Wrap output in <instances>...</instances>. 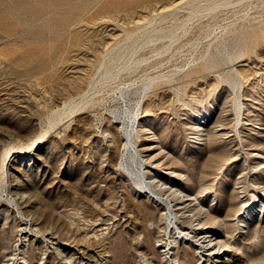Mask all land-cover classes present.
<instances>
[{"label":"rangeland","instance_id":"374dc122","mask_svg":"<svg viewBox=\"0 0 264 264\" xmlns=\"http://www.w3.org/2000/svg\"><path fill=\"white\" fill-rule=\"evenodd\" d=\"M127 86L152 93L144 155L174 225L202 241L205 221L228 264H264V0H0V264H165L168 208L120 167L110 111Z\"/></svg>","mask_w":264,"mask_h":264},{"label":"bare ground","instance_id":"6f19581e","mask_svg":"<svg viewBox=\"0 0 264 264\" xmlns=\"http://www.w3.org/2000/svg\"><path fill=\"white\" fill-rule=\"evenodd\" d=\"M214 7H215V5H214ZM195 15L197 16V14H195ZM195 15H193V16H195ZM187 19H185L184 21H189ZM178 22H179V20H178ZM187 23H184V25H181L180 27H179V25H178L179 23H178L177 25L179 28H177L176 30L184 28V26ZM184 29H186V28H184ZM188 29H190V28H188ZM176 30H174V32ZM167 31L171 32L172 30H167ZM179 31L178 32L176 31V32L179 33ZM185 31H183V33ZM168 32H167V36H168ZM176 32H175V34L177 36ZM175 34L173 37H175ZM170 37L173 39L172 35ZM162 39L160 38V40H162ZM135 66L138 67L139 64H136ZM241 66L246 67L244 64ZM106 71H108V70H106ZM106 73L108 74V72H106ZM241 74H242L241 71L236 70L237 77L241 78ZM148 82H149V80H148ZM130 85H132V84H130ZM148 86H150V85H148ZM137 87L138 86H136V88L134 86L133 87L127 86L124 88H120L119 96L117 97V101H118L117 103L119 105L116 106L114 109H112L110 112H111L113 119H115V123L119 127V131H120L123 139L126 141L125 149H124V152L122 154V158H121V162H120V167H121L122 171L128 175V177L130 178L132 183L135 185V187H137L143 193H146V195H149V197L152 198L159 206L163 205V206H167V208H168L167 212L165 211L166 213L164 214V220H165L164 223H166V228L164 230L165 231V234H164L165 237L162 239V241H163L162 243L165 246L163 249L164 250V254H163L164 263L165 264H188L189 262H191L190 255H191L192 247H194V243L196 242L197 243L196 244V246H197V252L196 253L197 254L199 253L198 254L199 258L197 259L196 264H208L210 259H212V263H210V264H228V261L230 259L229 258L230 250H229V248H227L228 245L223 243L222 240H220L218 237L214 238L215 235L213 236V232H214L213 228H211L210 226H207V223L205 221L198 223V228L195 227V229L200 230L203 237H202V239H200L202 241L195 239L193 236V234L195 232L194 228H193V230H191V229H188V227L183 228L181 224H180L181 226L178 225L180 220H179V222H177V217L179 215V214H177V211L179 210L178 205L180 203L175 205L174 203L176 200L167 199L165 197V195L167 193H169L170 190H167L166 187L163 188L164 184L159 185V182H156L151 177V173L148 170L150 165H149L148 160L145 159L146 156L144 155V153H147V152L149 153L150 151L154 150L157 147V145H159L158 143L160 141L158 140V138L156 137L155 134L149 133V130H151V129L148 128L146 121H144V119L148 116V113L153 111L151 108L154 107L153 104H147V101L149 100V96H150L151 92L149 94L147 93V95H144L143 90H139ZM93 89H95V87ZM149 89H150V87H149ZM143 99H145V100H143ZM241 104L244 105L243 103H241ZM81 109H83V108H81ZM64 111H67V110H64ZM65 113H67V112H65ZM59 119H61V118H59ZM193 119L195 121V123L193 125V129H194L193 134L195 135V144L201 145V144L207 142V139L211 135L213 136V134L211 132V129L213 127L212 126L213 125V115L211 112L197 113L195 118H193ZM243 120L244 119H242V121ZM243 124L248 125V124H246V122H244ZM217 131L219 132V131H221V129H218ZM214 137L216 138V136H214ZM138 139H143L142 140L143 144L135 147L134 140H138ZM260 155H262V154H260ZM261 158L264 159V157H262V156H261ZM177 193L179 194L178 200H180L181 204L185 205L188 203L190 205V203L195 202V199L192 197V195L183 194L182 192L171 191V194L173 195L174 198L176 197ZM20 194H22V193H20ZM20 198H23L22 195ZM150 198H149V200H150ZM187 217H189V216H187ZM175 221L178 223L177 225H174L176 223ZM194 226L195 225H193V227ZM167 230H169L168 234H167ZM3 234H5V233H3ZM177 234L182 236L180 238L181 242L183 241V243H181L182 245H179V242H175L174 235L176 236ZM167 235L169 236V238L172 241L174 240L173 242L170 240L171 241L170 244L168 243L169 241L168 242L166 241V240H168ZM34 236H35V234H34ZM4 239L6 240L7 237H4ZM189 239H192L193 241L190 242ZM23 242H24L23 245L25 247L28 245L32 246L34 244L33 242H30L29 236H27V235L24 236ZM182 246L186 247L187 249H186V251H184L183 256H180L179 248H182ZM5 249H6L5 246H1L0 252L4 251ZM12 255H15V254H12ZM58 255L62 258V260H68L70 258V256L68 254H64V251H62V250H59ZM141 258H143V255ZM23 259L26 262H28L27 264H32L31 262H29V260H27L25 258H23ZM146 260L147 259H145V261ZM141 261L144 262V260H141ZM6 262H8V263H4V264H12L9 261H6ZM148 262L149 261H146V263H148ZM21 264H23V263H21Z\"/></svg>","mask_w":264,"mask_h":264}]
</instances>
